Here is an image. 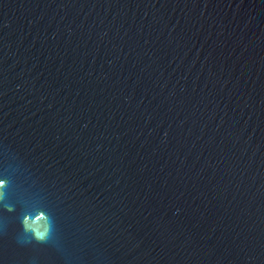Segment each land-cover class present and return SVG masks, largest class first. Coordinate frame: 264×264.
I'll use <instances>...</instances> for the list:
<instances>
[{"label": "water", "instance_id": "obj_1", "mask_svg": "<svg viewBox=\"0 0 264 264\" xmlns=\"http://www.w3.org/2000/svg\"><path fill=\"white\" fill-rule=\"evenodd\" d=\"M0 264H264V0H0Z\"/></svg>", "mask_w": 264, "mask_h": 264}, {"label": "snow or ice", "instance_id": "obj_2", "mask_svg": "<svg viewBox=\"0 0 264 264\" xmlns=\"http://www.w3.org/2000/svg\"><path fill=\"white\" fill-rule=\"evenodd\" d=\"M5 179H6V177L0 176V188H5V186H4V180ZM3 227H4L3 221L0 220V231H3Z\"/></svg>", "mask_w": 264, "mask_h": 264}]
</instances>
